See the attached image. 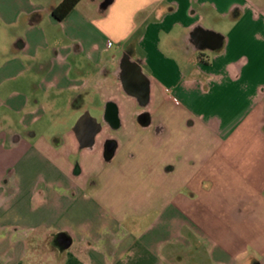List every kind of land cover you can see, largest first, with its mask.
I'll return each mask as SVG.
<instances>
[{"label":"crops","instance_id":"1","mask_svg":"<svg viewBox=\"0 0 264 264\" xmlns=\"http://www.w3.org/2000/svg\"><path fill=\"white\" fill-rule=\"evenodd\" d=\"M62 2L0 0V264H264V0Z\"/></svg>","mask_w":264,"mask_h":264},{"label":"trees","instance_id":"2","mask_svg":"<svg viewBox=\"0 0 264 264\" xmlns=\"http://www.w3.org/2000/svg\"><path fill=\"white\" fill-rule=\"evenodd\" d=\"M81 0H63V2L53 10V15L57 20H63L65 16L77 6ZM108 158L110 155L107 153Z\"/></svg>","mask_w":264,"mask_h":264},{"label":"rangeland","instance_id":"3","mask_svg":"<svg viewBox=\"0 0 264 264\" xmlns=\"http://www.w3.org/2000/svg\"><path fill=\"white\" fill-rule=\"evenodd\" d=\"M152 151H154L153 149L152 150H150V149H146V150H144V152L146 153V154H152Z\"/></svg>","mask_w":264,"mask_h":264},{"label":"water","instance_id":"4","mask_svg":"<svg viewBox=\"0 0 264 264\" xmlns=\"http://www.w3.org/2000/svg\"><path fill=\"white\" fill-rule=\"evenodd\" d=\"M93 135H95V133H93Z\"/></svg>","mask_w":264,"mask_h":264}]
</instances>
